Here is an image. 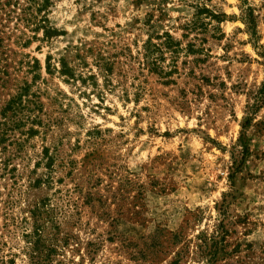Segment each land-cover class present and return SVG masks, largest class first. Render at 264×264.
I'll use <instances>...</instances> for the list:
<instances>
[{
	"label": "rangeland",
	"instance_id": "1",
	"mask_svg": "<svg viewBox=\"0 0 264 264\" xmlns=\"http://www.w3.org/2000/svg\"><path fill=\"white\" fill-rule=\"evenodd\" d=\"M48 18L26 47L3 28L0 105L28 92L0 141V264H197L222 227L236 252L215 264H264V0H53Z\"/></svg>",
	"mask_w": 264,
	"mask_h": 264
},
{
	"label": "trees",
	"instance_id": "2",
	"mask_svg": "<svg viewBox=\"0 0 264 264\" xmlns=\"http://www.w3.org/2000/svg\"><path fill=\"white\" fill-rule=\"evenodd\" d=\"M243 1L247 4V0ZM52 2L53 0H0V45L2 44L3 34L6 32L3 29L5 27L9 28V34H12L15 31L18 32V34L14 35L15 40H17L15 43L22 47H26L28 43L31 42V39L43 41L47 40L52 35L57 34L56 29L50 24L48 18V8L52 5ZM198 14L199 12L196 11L195 16L198 17ZM11 20H13V26L9 27V24L7 23ZM246 24L247 28L250 30V35L255 37V16L253 15L252 8L249 5L246 6ZM165 35L167 39H171V35H169L167 32ZM255 45L261 48L259 54L263 58L262 63L264 65V47L259 45L257 41H255ZM144 49L146 51L145 56L147 58V63L151 65V68H157V58L151 55H153L155 51H159V44H153L150 39H148L144 45ZM34 65L39 68L38 60L36 58H33V64L29 67L33 68ZM45 67L46 71L48 72V61H46ZM27 92V86L20 87L19 92H17L15 95H12L11 98L4 101L0 105V141L4 138L2 134L11 129L10 126H12L11 122L13 121H11L9 118L8 110L13 109V104L20 103L23 99V96L26 95ZM263 92L264 84H262L259 90V93ZM242 145L246 148L245 140ZM1 151L3 150H0V154ZM48 159L49 160L46 162V166L51 163V159L49 157ZM7 163L8 157H0V168H6ZM225 237L226 230L222 227L219 233L200 238L201 244L198 245V249L200 253L199 256L202 259L201 261H198L197 264H215L216 261L227 259L234 252H236L234 249L237 245L233 247V249L228 250ZM39 238L40 237H38V241L34 243V246L36 247L41 246V243H39ZM49 246L55 247L56 244L51 243Z\"/></svg>",
	"mask_w": 264,
	"mask_h": 264
}]
</instances>
